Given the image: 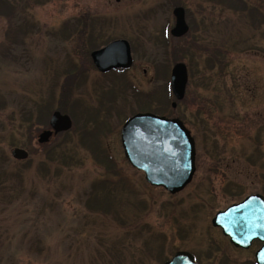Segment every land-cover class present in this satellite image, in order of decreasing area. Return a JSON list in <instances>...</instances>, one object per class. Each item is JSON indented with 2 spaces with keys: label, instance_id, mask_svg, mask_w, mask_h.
<instances>
[{
  "label": "rangeland",
  "instance_id": "obj_1",
  "mask_svg": "<svg viewBox=\"0 0 264 264\" xmlns=\"http://www.w3.org/2000/svg\"><path fill=\"white\" fill-rule=\"evenodd\" d=\"M81 16L102 19L93 43L77 35ZM119 38L132 70L90 67L81 83L80 54ZM176 63L188 75L180 101ZM55 111L69 134L39 143ZM146 111L181 115L195 140V174L175 195L124 157L121 128ZM250 194L264 198V0H0V264H162L178 251L252 264L211 223Z\"/></svg>",
  "mask_w": 264,
  "mask_h": 264
},
{
  "label": "water",
  "instance_id": "obj_2",
  "mask_svg": "<svg viewBox=\"0 0 264 264\" xmlns=\"http://www.w3.org/2000/svg\"><path fill=\"white\" fill-rule=\"evenodd\" d=\"M174 25L170 30L173 38L188 32L185 11L173 9ZM92 59L102 72L115 68L128 69L132 65L130 45L126 40H115L104 48L94 51ZM188 80L184 63L173 65L169 87L176 101L184 97ZM174 108L176 103L172 102ZM50 130L39 135L38 142L46 143L54 133L66 132L72 120L66 114L55 111L49 118ZM124 157L129 164L143 172L145 181L174 195L181 192L192 180L195 172V144L189 131L177 118H166L150 112L137 113L128 118L120 134ZM11 157L18 161L27 159V151L14 148ZM212 226L221 229L235 247L248 248L253 240L263 242L255 253V263L264 264V198L253 194L212 218ZM162 264H198L189 252L178 251Z\"/></svg>",
  "mask_w": 264,
  "mask_h": 264
},
{
  "label": "flooded vegetation",
  "instance_id": "obj_3",
  "mask_svg": "<svg viewBox=\"0 0 264 264\" xmlns=\"http://www.w3.org/2000/svg\"><path fill=\"white\" fill-rule=\"evenodd\" d=\"M185 11V10H184ZM99 20H102L99 16H87V17H85V16H81V17H78V20H76L75 21V23H77L78 24V26H79V29H78V34L77 35H79V36H81L82 38L84 37L85 38V36H86V39H87V41H89V40H91V42L93 43V41H92V39L93 40H95V38H96V36L98 35V33H100L102 30H99L100 28H102V27H97V23H98V26L100 25V21ZM90 23L91 24V26H90V29L91 30H88V25H87V23ZM97 27V28H96ZM102 36H103V33L101 34ZM121 39H123V40H126L128 43H129V45H130V51H131V56H132V66L130 67V68H128V69H124V68H115V69H111V70H109V71H105V72H102V71H100L99 69H97V67L95 66V64H94V62H93V59H92V56H91V54L94 52V51H97V50H100V49H102V48H104L105 46H107L109 43H111V42H113V41H115V40H121ZM87 59H85V58ZM79 60L80 61H78L77 62V66H76V74H75V77H79V81H81V83L82 82H84L85 80H86V78H87V71L90 69V67H92L93 68V70H95L96 72H97V75L98 76H100V77H102V76H108V75H110V74H118V75H124L125 73H127V72H129L130 70H132V68H133V66H134V58H133V55H132V48H131V44H130V42L127 40V39H125V38H119V39H114V40H112V41H109L108 43H106L105 45H103V46H100V47H98V48H94V49H92V50H89L88 52H86V53H84L83 55H82V53L80 54V58H79ZM82 61H87V63H86V68H83L84 67V65H83V62ZM145 72V71H144ZM143 74H145V73H143ZM74 77V78H75ZM136 91V90H135ZM138 92V94H141L142 92L140 91V90H138L137 91ZM146 95V94H145ZM137 113H139V112H137ZM176 118H178L179 120H181L182 121V123L185 125V127L187 128V126H186V123H185V121L183 120V118H182V116L180 115H174ZM188 129V128H187ZM188 131H189V133H190V135L192 136V134H191V132H190V130L188 129ZM193 138V137H192ZM193 140H194V138H193ZM194 142H195V140H194ZM195 157H196V149H195ZM195 171H196V164H195ZM195 174V173H194ZM194 176V175H193ZM193 179V178H192ZM191 183V182H190ZM250 195H252V194H250ZM247 196H249V195H247ZM247 196H245L244 198H246ZM243 198V199H244ZM240 201H242V199L240 200ZM240 201H238V202H236V203H239ZM236 203H232L231 205H233V204H236ZM231 205H229V206H231ZM229 206H227V207H225L223 210H225L226 208H228ZM222 211V210H221ZM215 216V215H214ZM217 229H219L220 231H221V229L220 228H217ZM221 233H222V231H221ZM225 238L227 239V241L229 242V244L231 245V247H233V248H235L236 250H240V251H248V250H252L253 251V259H252V261H250L252 264H256L255 263V253L261 248V246L263 245V242H261V241H259V240H253L252 242H251V244H250V246L248 247V248H241V247H235L233 244H231L230 243V240H229V238L228 237H226L225 236ZM193 256H194V259H195V261L198 263V264H200L198 261H197V259H196V256L193 254V253H191Z\"/></svg>",
  "mask_w": 264,
  "mask_h": 264
},
{
  "label": "trees",
  "instance_id": "obj_4",
  "mask_svg": "<svg viewBox=\"0 0 264 264\" xmlns=\"http://www.w3.org/2000/svg\"><path fill=\"white\" fill-rule=\"evenodd\" d=\"M68 92V91H67ZM61 95H65L66 96V94H64V91L62 92V94ZM67 96H68V93H67ZM144 97H147V95H145ZM176 109H174V111H175ZM65 112V111H64ZM63 112V114H67L68 115V113H64ZM150 112H153V111H150ZM153 113H155V114H157L156 113V111H154ZM48 120H49V118L46 120V122H45V124L47 123V128H48ZM67 134H69V132H62V133H54L52 136L53 137H58V136H61V135H63V136H65V135H67ZM50 141V140H49ZM49 143V142H48ZM105 153V152H104ZM105 159L111 164V162L109 161L110 160V158H109V156L107 155V153H105ZM112 167V166H111ZM96 200V202H98L99 200L98 199H95Z\"/></svg>",
  "mask_w": 264,
  "mask_h": 264
}]
</instances>
